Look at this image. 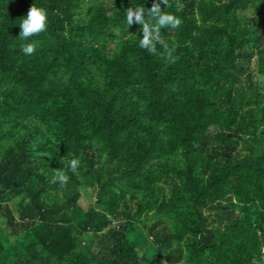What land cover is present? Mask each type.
I'll return each instance as SVG.
<instances>
[{
  "label": "trees",
  "instance_id": "1",
  "mask_svg": "<svg viewBox=\"0 0 264 264\" xmlns=\"http://www.w3.org/2000/svg\"><path fill=\"white\" fill-rule=\"evenodd\" d=\"M156 2L0 0V264H264V0Z\"/></svg>",
  "mask_w": 264,
  "mask_h": 264
},
{
  "label": "clouds",
  "instance_id": "2",
  "mask_svg": "<svg viewBox=\"0 0 264 264\" xmlns=\"http://www.w3.org/2000/svg\"><path fill=\"white\" fill-rule=\"evenodd\" d=\"M150 12H147L145 9L137 7L134 10L130 7L127 12L126 19L127 23L131 25L133 19L135 22L139 23L142 26V35L139 39V47L146 49L148 52H155L156 44H161L167 48V44L164 43L160 35V29L165 27L176 28L180 24L178 18L170 13L164 12L161 10V3L153 0L151 7H148ZM148 16V20H145V16ZM46 12L44 8L35 6L32 4L26 15L22 16V19L19 22V36L27 40L30 36L42 32L46 29L47 19ZM33 43H26L22 46L21 51L30 55L34 51ZM78 166V161L72 159L69 161L68 168L75 172ZM69 177L63 171H56L53 174V181H58L61 184L66 183Z\"/></svg>",
  "mask_w": 264,
  "mask_h": 264
},
{
  "label": "rangeland",
  "instance_id": "3",
  "mask_svg": "<svg viewBox=\"0 0 264 264\" xmlns=\"http://www.w3.org/2000/svg\"><path fill=\"white\" fill-rule=\"evenodd\" d=\"M84 196L81 198L80 203L84 207H90L91 205L94 204L95 202V194L91 191V189H88L86 191H83ZM86 194V195H85Z\"/></svg>",
  "mask_w": 264,
  "mask_h": 264
}]
</instances>
